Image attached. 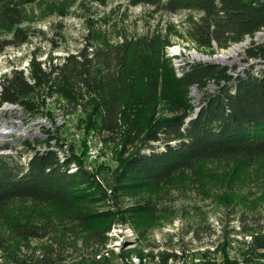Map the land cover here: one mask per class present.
Wrapping results in <instances>:
<instances>
[{
    "label": "rangeland",
    "instance_id": "1",
    "mask_svg": "<svg viewBox=\"0 0 264 264\" xmlns=\"http://www.w3.org/2000/svg\"><path fill=\"white\" fill-rule=\"evenodd\" d=\"M29 13L21 27L28 41L0 51V82L12 70L22 71L27 77L33 58L47 67L48 62L62 64L85 47L109 53L110 57L113 50L125 48L129 69L131 60H137L142 51L158 68L162 76L160 100L165 101L179 94L166 62L172 68L166 56L171 46H178L189 60L197 53L211 59L206 64L217 66L222 64L213 59L231 47L197 49L190 42L186 30L189 19L200 16L197 12L166 13L148 5H135L132 0H107L104 4L41 0ZM8 38L7 33L0 32V41ZM229 61L233 69L239 63L231 58ZM134 76L140 77V69ZM143 82H136L140 95ZM209 84L192 95L194 108L187 120L194 119L204 95L216 92L208 88ZM31 99L41 111L37 115L28 113L31 119L25 123H38L33 127L38 128L41 137L34 139V145L41 150L59 151L61 157H72L70 172L84 169L93 185L83 186L82 195L70 207L26 199L10 202L0 216V237H10L12 229L23 224L40 226L48 234L43 239L10 237L0 251V264H15L12 257L27 264H37L38 259L54 264H159L161 256L168 253H176L181 259L167 264H194L205 261L201 254L206 251L211 253L208 261L221 264L223 246L229 261L243 264L238 251L251 241L249 235L240 232L243 225H264V158L250 163L201 162L192 171H180L156 185L138 184L132 178L122 180L123 164L138 148L135 137H142L144 132L141 136L133 132L135 139L124 150L114 136L99 133L95 125H90L81 105L71 107L46 88ZM140 118L136 127L141 128L137 131L146 132L150 116L141 114ZM107 137L114 142L105 143ZM28 153L23 159H12L25 165ZM145 206L151 208L150 212L142 211ZM241 215L248 219L241 220Z\"/></svg>",
    "mask_w": 264,
    "mask_h": 264
},
{
    "label": "trees",
    "instance_id": "2",
    "mask_svg": "<svg viewBox=\"0 0 264 264\" xmlns=\"http://www.w3.org/2000/svg\"><path fill=\"white\" fill-rule=\"evenodd\" d=\"M40 1L0 0V32L9 35L0 41L1 52L28 41V34L21 27L28 21L29 9ZM91 1L104 4L107 0ZM132 3L166 13L179 10L199 13L198 19H189L186 30L197 49L213 45L226 48L264 28V0H132ZM112 53L110 57L109 53L89 51L85 47L69 55L62 64L48 62L47 67L33 58L27 77L22 71L12 70L0 82V104H19L25 113L37 115L41 111L31 97L46 88L71 107L81 105L87 111L90 125H95L99 133L114 136L124 150L135 138L138 140L137 151L123 164L122 175V180L132 178L138 184H159L180 171H192L201 162L250 163L264 158V69L259 76L246 73L233 80L223 67L197 64L177 78L166 59L179 94L163 101L160 100L162 76L145 52L137 60H131V69L127 49H115ZM137 69L140 77L135 78ZM137 79L144 81L142 95L137 90ZM209 83L216 84V92L203 96L197 116L188 121L194 108L189 88L192 85L204 88ZM160 113L165 115L155 117ZM141 114L150 116L146 132L137 131L141 128L136 127ZM133 132H138V136L144 132V135L133 138ZM108 138L105 143L114 142ZM58 152L38 153L25 165L0 157V216L10 202L23 199L70 207L82 195L84 187L93 185L84 169L70 172L72 157L65 155L61 162ZM150 210L147 206L142 209ZM246 219L241 215V220ZM249 219L259 221V218ZM240 232L251 237L243 251H238L241 263L264 262V225H243ZM47 234L40 226L23 224L15 226L10 237L43 239ZM10 237H0V251L5 249ZM222 251L221 264H238L236 260H228L224 246ZM208 254L211 253L201 254L205 261L194 264H218L208 261ZM179 259L176 253H168L161 256L159 264ZM11 261L27 264L16 257ZM37 264L54 263L38 259Z\"/></svg>",
    "mask_w": 264,
    "mask_h": 264
},
{
    "label": "bare ground",
    "instance_id": "3",
    "mask_svg": "<svg viewBox=\"0 0 264 264\" xmlns=\"http://www.w3.org/2000/svg\"><path fill=\"white\" fill-rule=\"evenodd\" d=\"M177 47H167V49H169L168 51H166V56L169 60H171L172 68L177 78H181L185 71H187L191 66L197 64H206L207 61L209 62L211 60L206 59L204 56L197 53H193L190 58L191 60H189L187 59V54H185L184 51H180ZM246 52H249L248 55H246ZM238 54L240 58L236 59V56ZM230 58L232 61H239V63H237V67L234 69L230 66ZM213 60L216 63L219 62L222 64L221 66H218L226 67L227 69H225L227 74L233 80L244 76L246 73H251L255 76H259L262 69H264V28H261L260 30L255 32L252 36L247 35L240 42L232 44L231 47H229L225 53L221 54L220 56H217ZM228 71H232V73ZM208 88H215L217 90V87L211 84H209ZM197 90L198 87L196 85H192L189 88V98L192 99V97H194L192 95ZM199 109V107L198 109H195L193 117L196 116ZM27 115L28 113H25L23 111V108L19 104H0V157L12 159L14 157V154L11 153L21 150V143L12 142V139H16V132L13 128V125L15 118L27 117ZM36 124L38 123H31L29 126L33 127ZM7 142H9L8 146ZM6 148L7 151H5ZM47 151H49V149L45 150L44 148L41 150L39 149V147H36L33 143V148L29 151L26 159H24L25 164H27L36 154L44 153ZM59 158L62 162L65 156H59ZM249 240H251L250 236Z\"/></svg>",
    "mask_w": 264,
    "mask_h": 264
},
{
    "label": "built area",
    "instance_id": "4",
    "mask_svg": "<svg viewBox=\"0 0 264 264\" xmlns=\"http://www.w3.org/2000/svg\"><path fill=\"white\" fill-rule=\"evenodd\" d=\"M231 72L232 71H228ZM30 114L27 117L15 118L13 128L16 132V139H12V142H19L21 143V150L15 151L14 157H19V159H23L25 156V152L30 151L33 148L34 139L41 135H39L37 127H30L29 124L26 125L25 123L31 119ZM9 142H7L8 146ZM7 151V148L5 149Z\"/></svg>",
    "mask_w": 264,
    "mask_h": 264
},
{
    "label": "water",
    "instance_id": "5",
    "mask_svg": "<svg viewBox=\"0 0 264 264\" xmlns=\"http://www.w3.org/2000/svg\"><path fill=\"white\" fill-rule=\"evenodd\" d=\"M189 120H191V119H189ZM189 120H188V121H189Z\"/></svg>",
    "mask_w": 264,
    "mask_h": 264
}]
</instances>
